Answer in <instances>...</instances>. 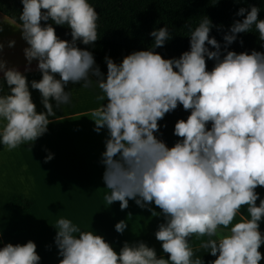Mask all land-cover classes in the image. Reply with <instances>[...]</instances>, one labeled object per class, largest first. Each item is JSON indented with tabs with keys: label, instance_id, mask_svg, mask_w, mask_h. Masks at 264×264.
<instances>
[{
	"label": "clouds",
	"instance_id": "9594fccd",
	"mask_svg": "<svg viewBox=\"0 0 264 264\" xmlns=\"http://www.w3.org/2000/svg\"><path fill=\"white\" fill-rule=\"evenodd\" d=\"M21 4L15 29L26 42L27 65L21 72L0 55V145L12 150L43 136L53 122L49 118L57 117L55 109L71 103L72 89L66 90L70 83L96 87L104 103L92 110L91 120L97 133L107 130L100 161L110 190L105 201H119L124 210L134 200L153 217H163L154 235L167 259L144 240H125L117 252L102 235L60 218L54 226L59 264H205L193 259L189 241L194 234L209 237L200 245L215 257L208 264H260L264 198L256 189L264 187V52L238 53L229 46L254 26L264 48L261 7H240L234 15L242 19L224 32L223 45L210 32L224 26L213 25L204 15L190 28L189 50L179 57L164 58L155 51L172 35L167 25L153 28L146 50L133 51L119 63L106 55L105 74L93 52L78 46H94L98 40L99 13L89 0ZM57 25L70 29L66 35L71 40L56 34ZM15 43L9 40L7 47ZM4 48L0 42V53ZM206 60L214 61L211 70ZM33 61L41 78L29 82L25 72ZM30 88L39 90L45 111H37ZM179 105L190 114L175 123L173 134L181 139L169 147L156 135L158 122ZM53 156L49 152L45 162ZM244 205L250 218L241 215L233 224ZM220 226L228 232H219ZM114 227L123 234L127 219ZM0 244V264H40L33 240Z\"/></svg>",
	"mask_w": 264,
	"mask_h": 264
},
{
	"label": "crops",
	"instance_id": "0c3cea01",
	"mask_svg": "<svg viewBox=\"0 0 264 264\" xmlns=\"http://www.w3.org/2000/svg\"><path fill=\"white\" fill-rule=\"evenodd\" d=\"M16 24L19 22L0 11V25L3 26V31H0V42L5 44L0 55L7 59L10 65H16L24 72L27 61L23 49L27 45L21 37L20 30L15 29ZM13 39L16 41L15 46L7 47V41ZM30 68V71L25 72L28 81L39 80L41 74L36 69V61L32 62ZM70 89L71 103L55 109L57 117L49 118L53 122L48 125V131L43 136L32 143H22L12 150H8L6 146L0 150V156L9 158L12 166H20V170L25 171L24 173L32 179L31 185L19 187L14 192L8 191L4 210L5 215L9 217H5V220L16 219L21 228L31 224L30 228H36L41 236L45 235L43 231L49 219L56 223L58 219L66 218L81 230H93L102 235L117 252L125 240L129 242L144 240L149 246L155 247L158 257L164 255L167 259L168 254L163 253L161 242L156 240L154 235L159 223L163 222L162 216L153 217L148 209L140 208L134 200L129 201L128 208L121 210L119 201L108 205L104 199L105 194L110 192L105 188L102 179L104 165L100 162L101 153L105 150L107 130L102 129L97 133L94 131V121L91 120L92 110L104 103L97 98L101 94L100 90L96 87L80 88V84L71 83L67 85L66 90ZM30 91L37 111H45L40 102L39 90L30 88ZM158 138L161 139L159 136ZM178 139L181 138L174 135L169 141H163L171 147ZM49 152L54 154L53 159L45 162L44 157ZM256 191L264 198V187L258 186ZM15 194L31 199L32 207L28 210L15 209L9 202ZM152 207L157 212L160 211L154 204ZM246 209V205L241 207L233 224L241 219V215L246 219L250 218ZM129 213L132 215L128 216ZM122 219H127L128 228L120 234L115 231L114 226ZM263 224L264 220L260 222V228ZM50 226L53 229L55 225L52 223ZM218 231L226 234L228 229L220 226ZM5 234L0 224V237L7 243ZM207 239L209 237L194 234L189 241L194 253L193 259L199 257L205 264L215 259L207 249L200 247ZM259 251L264 253V245H261ZM44 262L40 261V264L49 263ZM260 264H264V259Z\"/></svg>",
	"mask_w": 264,
	"mask_h": 264
},
{
	"label": "trees",
	"instance_id": "16d2710c",
	"mask_svg": "<svg viewBox=\"0 0 264 264\" xmlns=\"http://www.w3.org/2000/svg\"><path fill=\"white\" fill-rule=\"evenodd\" d=\"M89 2L99 13L98 40L94 42V46L79 42L78 46L93 52L97 64L105 74L106 55L119 63L125 55L133 51L146 50L154 39L148 35L153 28L168 26L172 39L155 51L164 58H171L179 57L182 52L189 50V30L198 26L204 15L211 19L213 25L224 26L222 29L213 27L210 32V36H214L222 45L224 32L235 19H242L234 15L240 7L257 5L261 7L258 19H264V0H241L240 3H236L235 0H89ZM22 8L21 0H0V11L18 22ZM55 28L61 39L71 40L70 34L66 35L70 33V29L59 25ZM241 39L243 44L240 43ZM260 43L258 32L253 26L249 33L238 34V40L229 46V50L239 53L256 49L264 52ZM206 64L208 70L214 67L213 60H206ZM189 114L190 110L186 111L179 105L158 122L161 127L156 134L162 140L169 141L174 136V125L177 120L187 119ZM4 147L0 145V150ZM10 200L11 205L18 210H28L33 205L31 199L21 194L13 195ZM260 230L264 232V224ZM0 247H3V244H0Z\"/></svg>",
	"mask_w": 264,
	"mask_h": 264
},
{
	"label": "rangeland",
	"instance_id": "374dc122",
	"mask_svg": "<svg viewBox=\"0 0 264 264\" xmlns=\"http://www.w3.org/2000/svg\"><path fill=\"white\" fill-rule=\"evenodd\" d=\"M7 161H9V158L0 156V224L7 234H5V240L7 243L11 242L13 244L18 242L23 244L28 240H33L37 244L36 250L41 257V261H49L48 264H59V260L62 259V257L57 255L58 249L54 243L56 229L55 227L52 229L50 226L52 223L54 225L56 224L54 221L49 219L45 231H43L45 235L39 236V232L36 228H30L31 224L26 228H21V225L17 223L16 219L5 220V217H9L5 215L4 210L8 191L14 192L19 187L32 184L31 176L24 173L25 171L20 170V166L14 167L10 161ZM2 169L3 171H1ZM28 176L30 178H28ZM9 202H11V200ZM89 207H91V205H89Z\"/></svg>",
	"mask_w": 264,
	"mask_h": 264
}]
</instances>
